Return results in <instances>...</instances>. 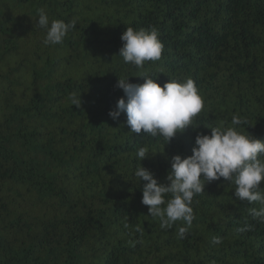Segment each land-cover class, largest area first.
Wrapping results in <instances>:
<instances>
[{"label": "trees", "instance_id": "trees-1", "mask_svg": "<svg viewBox=\"0 0 264 264\" xmlns=\"http://www.w3.org/2000/svg\"><path fill=\"white\" fill-rule=\"evenodd\" d=\"M41 9L77 19L62 43H43ZM127 27L156 28L161 58L125 63ZM145 73L161 86L191 78L198 126L166 143L132 133L123 113L113 120L119 77ZM233 115L264 140V0H0V264H264V219L250 214L260 204L236 198L234 183L206 182L191 226L162 229L134 175L141 163L168 183L171 157ZM140 147L151 151L141 162Z\"/></svg>", "mask_w": 264, "mask_h": 264}, {"label": "clouds", "instance_id": "clouds-1", "mask_svg": "<svg viewBox=\"0 0 264 264\" xmlns=\"http://www.w3.org/2000/svg\"><path fill=\"white\" fill-rule=\"evenodd\" d=\"M36 24L46 30L43 43L56 45L62 43L69 30L76 27L77 19L50 21L41 9ZM121 40L124 43L119 56L127 64L142 68L146 61L155 62L161 58L163 44L154 27H127L121 34ZM142 76L143 83H131L129 76L119 77L116 86L123 90L124 96L118 99L116 108L109 111L113 120L123 113L132 133L160 136L166 143L188 126H198L193 123V118L202 111L204 102L191 78H170L161 86L156 77L147 73ZM71 102L79 106L80 99L73 94ZM247 123L246 118L233 115L232 126H207L211 129L210 134L198 132L191 155L171 157V168L166 177L168 183L158 182L153 173L140 163L134 175L137 182H145L141 202L148 206L150 217L159 218L162 229L171 228L177 220L190 227L194 220L191 207L194 196L204 192L206 182L221 178L235 184L234 196L239 200L250 204L259 202V210L254 208L250 214L254 219H264V192L260 190L264 181V140L247 130H240ZM149 152L144 147L139 148L137 158L140 162ZM188 227H179V239L186 238ZM251 228L245 224L239 231H250ZM221 242L219 237H213V243Z\"/></svg>", "mask_w": 264, "mask_h": 264}]
</instances>
